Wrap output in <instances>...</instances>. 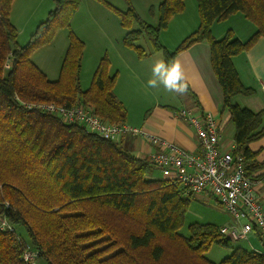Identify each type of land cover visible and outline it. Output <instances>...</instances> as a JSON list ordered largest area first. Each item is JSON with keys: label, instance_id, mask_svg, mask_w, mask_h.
<instances>
[{"label": "trees", "instance_id": "obj_1", "mask_svg": "<svg viewBox=\"0 0 264 264\" xmlns=\"http://www.w3.org/2000/svg\"><path fill=\"white\" fill-rule=\"evenodd\" d=\"M52 1L53 9L21 46L10 20L13 0H0V224L4 221L12 229H0V264H30L23 257L26 250L46 264H264V252L234 248L221 227L198 222L185 227L194 194L154 176L158 170L127 151L120 138L104 139L41 109L49 104L65 109L81 105L112 125L124 126L127 119L114 95L117 75L109 74L107 55L100 59L88 89H81L84 43L71 29L81 0ZM95 1L118 17L126 30L123 44L138 59L147 57L136 45L142 36L164 60L208 43L223 108L235 126L232 153L244 158L246 175L259 182L255 171L260 166L248 146L264 135L263 113L232 103L236 95L253 94L242 85L232 58L264 38V0H195L199 27L171 52L160 44L159 35L184 11V0H162L151 7L150 14L157 15L154 25L140 18L132 0H123L125 11L107 0ZM237 13L252 22L256 32L244 42L231 31L215 39L213 24ZM62 29L70 40L58 79L52 81L31 55ZM213 246L232 253L213 263L205 258Z\"/></svg>", "mask_w": 264, "mask_h": 264}, {"label": "crops", "instance_id": "obj_2", "mask_svg": "<svg viewBox=\"0 0 264 264\" xmlns=\"http://www.w3.org/2000/svg\"><path fill=\"white\" fill-rule=\"evenodd\" d=\"M136 1L132 0V5L137 14L145 22L154 25L157 15L156 13L151 15L149 9L156 8L162 0L145 2L148 3L145 11L147 15L149 14L152 23L143 19V14L135 4ZM107 2L121 11L126 10L123 0H107ZM184 6V11L174 15L169 20L167 28L159 35L160 44L170 52L199 27L196 1L184 0ZM52 9V0H13L10 20L18 31L19 45L25 46L28 43L37 25ZM76 13L71 21V29L84 43L81 89H88L100 59L107 55L110 63L109 74L117 75L114 95L127 111L125 126L138 129L143 132L142 134L161 137L188 152L196 153L198 151L196 132L186 121L178 117L177 112L181 108L202 110L217 119L221 149L234 148L235 126L228 111L223 108L222 88L212 70L210 48L206 41L197 43L176 56L175 60L179 61L184 74L183 82L188 85L195 98L187 91L177 95L164 91L162 87L147 86V81L152 76L154 61L163 59V56L160 51L153 49L146 36H142L136 45L141 48L143 45H148L146 50L143 48L147 52V57L138 59L136 52L123 44L126 30L120 25L118 17L108 8L95 0H81ZM227 31L233 32L237 39L244 42L256 32V27L244 15L237 13L212 26V34L217 40H220ZM69 40L68 31L59 30L52 43L32 53L31 60L49 80L58 79ZM232 64L237 70L242 85L253 91L250 96L236 95L232 103L255 114L262 112L264 126V38H259L250 49L234 56ZM142 134L133 136L124 133L119 140L132 155L146 159L155 148L146 142ZM248 148L255 154V162L260 166L255 171V176L261 177L259 182H255V193L262 199L264 210V135L259 140L251 142ZM154 174L156 177H162L159 171H155ZM194 197L204 204L210 201L199 195ZM213 199L217 204L210 202V208L199 205L200 215L193 217L187 225L185 222V227L194 222L210 223L218 227L232 225V219L215 198ZM232 244L234 248L264 252V239L256 230H253L247 239ZM214 247L219 246H213L211 249ZM210 251L205 254V258L213 263L223 260L232 253L231 249H222L219 252L213 250V253ZM216 256H220L219 259H215Z\"/></svg>", "mask_w": 264, "mask_h": 264}, {"label": "built area", "instance_id": "obj_3", "mask_svg": "<svg viewBox=\"0 0 264 264\" xmlns=\"http://www.w3.org/2000/svg\"><path fill=\"white\" fill-rule=\"evenodd\" d=\"M41 109L57 114L67 123H79L104 139L117 140L124 133L133 136L143 133L126 124L104 122L81 105L65 109L49 104L41 106ZM177 115L194 128L198 151L188 152L161 137L142 134L146 142L155 148L146 160L160 172L162 178L176 182L187 194L207 193L215 198L233 221L232 225L220 228L227 240L245 239L253 230L264 239L262 199L255 193V182L246 175L244 158L234 155L232 149H221L217 119L201 110L188 108L179 109ZM6 228L7 224L1 222L0 229ZM23 257L28 263L35 264V253L26 250Z\"/></svg>", "mask_w": 264, "mask_h": 264}, {"label": "clouds", "instance_id": "obj_4", "mask_svg": "<svg viewBox=\"0 0 264 264\" xmlns=\"http://www.w3.org/2000/svg\"><path fill=\"white\" fill-rule=\"evenodd\" d=\"M151 72L152 76L147 81L149 88L162 87L164 91L177 95L187 91V86L183 82L184 74L178 60L157 59L153 63Z\"/></svg>", "mask_w": 264, "mask_h": 264}, {"label": "rangeland", "instance_id": "obj_5", "mask_svg": "<svg viewBox=\"0 0 264 264\" xmlns=\"http://www.w3.org/2000/svg\"><path fill=\"white\" fill-rule=\"evenodd\" d=\"M146 1H149V0H137L136 2H135V4H136V6H138V8H139V10H140V12L143 14V19H145L146 21H148V22H151V18L149 17V14L147 15V12L145 11L146 10V5H148V3H145ZM152 1V0H151ZM150 3H152V2H150ZM152 23V22H151ZM52 43V42H51ZM148 47V45H143V48L146 50V48ZM196 195H199L200 197H206V199H208V200H210V201H207L205 204L204 203H202V202H200L199 200L200 199H197V198H195V197H193V199H192V203H193V205L191 206V208L189 207V209H188V211H187V213H186V225H187V223H189V221L193 218V217H195L196 215H200V208H199V205L200 206H202L203 208L205 207V208H210L211 206H210V202H212V203H214V204H217V203H215V201H214V199L211 197V196H209L207 193H201V194H196ZM196 195H194V196H196ZM185 228L182 230V231H180L181 232V234L182 233H185ZM239 243H241V242H239ZM244 244V243H243ZM221 248V249H220ZM224 250V249H226V248H223V247H214V249H210L211 251H210V253H213L214 251L213 250H218L217 252H219L220 250ZM217 258H215V259H219V257L218 256H216ZM209 259H210V256L208 257ZM36 261V260H35ZM217 261H219V260H217ZM221 261V260H220ZM36 262H38V264H46L45 263V261H43V260H41V258L39 259V260H37ZM218 263V262H217Z\"/></svg>", "mask_w": 264, "mask_h": 264}]
</instances>
